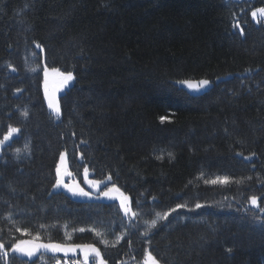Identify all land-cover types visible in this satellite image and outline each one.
Wrapping results in <instances>:
<instances>
[{
    "label": "trees",
    "instance_id": "trees-1",
    "mask_svg": "<svg viewBox=\"0 0 264 264\" xmlns=\"http://www.w3.org/2000/svg\"><path fill=\"white\" fill-rule=\"evenodd\" d=\"M260 8L264 0H0V140L19 129L0 147V264H98L90 248L106 264H143L148 252L159 264H264V24L251 15ZM31 52L73 76L59 116L42 74L24 71ZM200 80L210 82L200 93L177 83ZM61 155L79 181L86 168L119 189L138 216L99 195L54 192ZM218 177L229 183H210ZM111 228L117 245L89 231ZM31 242L67 251H13Z\"/></svg>",
    "mask_w": 264,
    "mask_h": 264
},
{
    "label": "rangeland",
    "instance_id": "rangeland-1",
    "mask_svg": "<svg viewBox=\"0 0 264 264\" xmlns=\"http://www.w3.org/2000/svg\"><path fill=\"white\" fill-rule=\"evenodd\" d=\"M257 18L264 24V17H260L259 14ZM41 58L39 57L38 52H31L27 55L26 62H25V68L24 71L30 76L33 77L36 74L41 73L42 78H43V93H44V98H45V103L47 105V108L49 112L54 115V116H59L60 111H59V99L60 96H62L68 89L69 87L73 84L72 79L63 82V77L60 75L56 74L53 72V69H49L46 65H42ZM60 72V71H59ZM61 73V72H60ZM67 75V74H65ZM186 89L195 92V93H200L203 90L206 89L207 86H201L200 91H193L189 89L187 86H184ZM50 100L52 101V106H50ZM58 109V113H57ZM27 147L24 145V151L26 150ZM22 149H18L16 151L11 152L12 155L14 154H19ZM9 153V155L11 154ZM63 157V160L61 159ZM83 179V180H82ZM80 181L78 178H75V174L71 171V164L69 160L67 159L66 155H61L59 158V161L56 166V182L60 181L59 185L56 183V186L54 187V192H63L67 195H70L74 199L78 200H83V199H91L92 197L99 195V199L102 201H114L119 204L122 214L125 218L127 217H133L131 213L133 212L131 209L130 201L128 198V201L126 203L128 204L130 208V212L128 214L125 213L124 208L121 207V196L120 192L115 191V189L111 186H106L105 183H100L99 185H95L91 182L89 175L85 174ZM78 182V183H77ZM81 185H80V184ZM216 184H221V183H216ZM83 190V192L88 193V195H82L80 193V190ZM108 192V195H103V193ZM124 195V194H123ZM125 196V195H124ZM127 197V196H126ZM180 209V208H178ZM136 215L135 217H137ZM162 220V219H160ZM109 230V229H108ZM90 232L93 233L96 237L99 239H103L102 243L108 246L112 245H117L118 243L121 242L122 239H120L118 242V237H122V234H117L114 231V228H111L107 232H101L98 230H89ZM67 233L71 236L72 232L67 231ZM123 238V237H122ZM107 242V243H105ZM26 245H30L33 247L34 251L33 254L30 257H35L39 250L40 247H37L38 244L35 242L31 243H25L21 244L22 248L24 249L23 252H17V253H23L26 257H29L28 255L25 254L29 250V247H24Z\"/></svg>",
    "mask_w": 264,
    "mask_h": 264
},
{
    "label": "snow or ice",
    "instance_id": "snow-or-ice-1",
    "mask_svg": "<svg viewBox=\"0 0 264 264\" xmlns=\"http://www.w3.org/2000/svg\"><path fill=\"white\" fill-rule=\"evenodd\" d=\"M258 14H259L260 17H264V8L257 9L256 11H253L251 13L253 19H257ZM259 22H260V20L257 19V23H259ZM234 26L238 27V24L234 25ZM240 32L241 33L243 32L242 28L240 29ZM37 47H40V46L37 45ZM13 71H15V69H13ZM53 72L58 74V75H60L61 77H63V82H67V81L73 79V76H72L71 73H68L67 75H65L64 73H60L58 69H53ZM177 83H179L180 85H185V86H187L189 89H191L193 91H200L201 86H207L210 82L208 80H200V81L195 82V83L192 82V81H178ZM49 103H50V106H52V101L51 100H50ZM57 113H58V109H57ZM164 119H165L164 117H161V122H163ZM18 132H19V129L12 128L10 130L9 134L6 135L3 140H0V147H3L4 142L7 141L10 138L12 133H18ZM169 155H171V154H169ZM61 159L63 160V157ZM245 159H251V157H245ZM84 171H85V174L87 175V171L88 170L85 168ZM110 179H111V177L109 176V180ZM59 183H60V181H57L58 185H59ZM91 183H93L95 185H98L99 182L98 181H93ZM210 183L227 184V183H229V179L227 177H224V178H219L218 177L216 180L210 181ZM115 191L118 192L119 189H115ZM80 193L82 195H88V193L83 192L82 189L80 190ZM103 195H108V192L103 193ZM120 196H121V207L124 208L125 213L128 214L130 212V208H129L128 204L126 203V201H128V197L124 196L123 193H121ZM251 205L255 206L257 208H260V205L258 204L256 197H252ZM180 207H186V205H177V208H180ZM196 207L200 208L201 205L197 204ZM177 208H173V209H171V211L174 212V211L177 210ZM261 212L264 213V209H261ZM169 214H170V212L163 213V214L157 213V217H158V219H167V216ZM131 215L133 217H135L137 214L135 212H132ZM155 226H156V221L153 220L152 221V227H155ZM80 231H84V229H80ZM145 235H147V233H145ZM120 239H122V237H118L117 242ZM105 243H107V242H105ZM37 247H43V248H45L47 250H51L53 252H56V251H67V249H64L61 245H58V244H43V245H38ZM2 248H3V245L0 244V249H2ZM13 251L14 252H23L24 249L22 248L21 245L18 244V245L15 246V248H13ZM33 251H34V249L33 250H28L27 252H25V254L28 255V256H31L33 254ZM88 251H92V252L95 253L96 259L98 260V264H106V261L101 257V254H100L98 249H96V248L85 249V257H87ZM228 251L231 252V249H228ZM7 255H8V253L4 252V256L7 257ZM143 264H159V262L156 259V257L152 255L151 252H148L146 258L143 261Z\"/></svg>",
    "mask_w": 264,
    "mask_h": 264
}]
</instances>
